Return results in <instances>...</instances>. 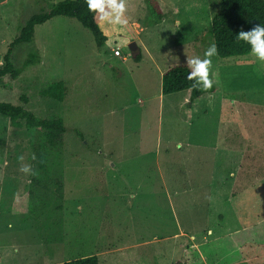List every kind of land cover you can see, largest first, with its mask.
I'll list each match as a JSON object with an SVG mask.
<instances>
[{
  "label": "rangeland",
  "instance_id": "1",
  "mask_svg": "<svg viewBox=\"0 0 264 264\" xmlns=\"http://www.w3.org/2000/svg\"><path fill=\"white\" fill-rule=\"evenodd\" d=\"M60 1L0 0V66L26 21ZM159 1L165 17L153 22L145 0H126L129 25L101 23L103 46L59 15L13 49L22 72L0 79V102L61 118L67 131L51 146L43 129L0 114V264L94 254L101 264H239L230 235L264 222V67L253 53L216 54V93L191 108L189 90L163 94L168 67L214 44L220 0ZM59 80L64 100L42 93ZM28 190L27 212H15Z\"/></svg>",
  "mask_w": 264,
  "mask_h": 264
},
{
  "label": "trees",
  "instance_id": "2",
  "mask_svg": "<svg viewBox=\"0 0 264 264\" xmlns=\"http://www.w3.org/2000/svg\"><path fill=\"white\" fill-rule=\"evenodd\" d=\"M147 10L153 22H160L165 17V11L159 0H145ZM68 16L75 18L84 27L89 29L98 46H103L108 37L101 29L99 16L89 11L86 0H62L53 6L49 11L33 14L20 29L19 34L9 44V48L3 57V64L0 66V79L8 76L11 79L17 78L22 72V68L14 65L12 53L16 45L31 42L34 38L35 27L45 23L55 16ZM264 24V0H220L219 10L213 16L209 26V33L212 35L217 54L221 57L241 56L252 53L250 46L242 40L237 39L240 31H250L259 24ZM141 54L134 56L139 60ZM35 56L27 59L28 64H32ZM25 65V66H26ZM190 66L187 62L176 63L168 67L162 75V92L171 94L183 90H189L188 105L200 100L204 95L216 93L219 87L214 85L208 91L193 88V81L189 80L188 73ZM67 87L63 80L50 84L42 91L45 96L62 101L65 98ZM24 99H26L24 97ZM0 114L7 116L13 123L17 120H25L28 128H41L45 131L47 143L56 146L61 141L67 131L66 124L61 118L46 119L37 116L32 111L25 109L21 105H14L8 102H0ZM75 133L81 139L84 134L75 129ZM59 192V191H58ZM31 192L28 190L23 195L15 198L13 209L17 213L27 212ZM63 198V193L59 192ZM233 245L240 247L238 254L239 264H264V222L251 226L245 230L232 233ZM223 238L219 240H223ZM218 240V242H220ZM217 241V240H215ZM57 264H101L97 255H89L60 262Z\"/></svg>",
  "mask_w": 264,
  "mask_h": 264
},
{
  "label": "clouds",
  "instance_id": "3",
  "mask_svg": "<svg viewBox=\"0 0 264 264\" xmlns=\"http://www.w3.org/2000/svg\"><path fill=\"white\" fill-rule=\"evenodd\" d=\"M86 3L89 11L98 15L102 24L119 25L121 28L129 25L126 0H86ZM237 39L250 46V51L254 54L260 66L264 67V24L261 23L250 31H240L237 34ZM216 54L217 48L213 44L204 51L203 58L195 56L187 59V64L190 66L187 78L193 81V88L206 92L213 87L214 74L210 77V71L212 57ZM17 159L23 161L24 157L21 155ZM20 171L26 175L37 174L32 165H22ZM8 227L11 228L12 225L9 224ZM209 235H211V232H209Z\"/></svg>",
  "mask_w": 264,
  "mask_h": 264
},
{
  "label": "water",
  "instance_id": "4",
  "mask_svg": "<svg viewBox=\"0 0 264 264\" xmlns=\"http://www.w3.org/2000/svg\"><path fill=\"white\" fill-rule=\"evenodd\" d=\"M130 49L132 50V51H135V50H137V48H138V46H137V43L136 42H132V43H130Z\"/></svg>",
  "mask_w": 264,
  "mask_h": 264
},
{
  "label": "built area",
  "instance_id": "5",
  "mask_svg": "<svg viewBox=\"0 0 264 264\" xmlns=\"http://www.w3.org/2000/svg\"><path fill=\"white\" fill-rule=\"evenodd\" d=\"M115 54H116V55H120V54H121L120 50H116V51H115Z\"/></svg>",
  "mask_w": 264,
  "mask_h": 264
},
{
  "label": "crops",
  "instance_id": "6",
  "mask_svg": "<svg viewBox=\"0 0 264 264\" xmlns=\"http://www.w3.org/2000/svg\"><path fill=\"white\" fill-rule=\"evenodd\" d=\"M220 195H216V198L218 197L219 198ZM241 210V209H240ZM234 211V210H233Z\"/></svg>",
  "mask_w": 264,
  "mask_h": 264
}]
</instances>
